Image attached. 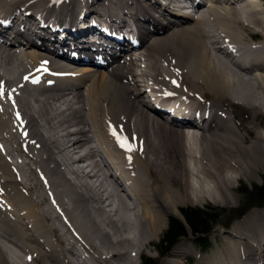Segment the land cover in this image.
<instances>
[{"label": "bare ground", "instance_id": "6f19581e", "mask_svg": "<svg viewBox=\"0 0 264 264\" xmlns=\"http://www.w3.org/2000/svg\"><path fill=\"white\" fill-rule=\"evenodd\" d=\"M261 3L0 0V264H139L180 206L233 205L264 168ZM241 218L195 264H264V210Z\"/></svg>", "mask_w": 264, "mask_h": 264}, {"label": "rangeland", "instance_id": "374dc122", "mask_svg": "<svg viewBox=\"0 0 264 264\" xmlns=\"http://www.w3.org/2000/svg\"><path fill=\"white\" fill-rule=\"evenodd\" d=\"M251 1L253 2L254 0H251ZM261 7L264 8V1L263 0H262V3H261ZM186 9H189V8H186ZM250 30H252L254 33H257V32H255V30L253 28L252 29L250 28ZM247 32L251 33L249 30ZM258 37L260 38L261 36L258 34ZM140 62L142 64H144L146 62V60L143 57L141 58L140 55H138V56H136V63H140ZM140 68L141 67H139V69ZM139 72L140 71L138 70V73ZM205 93H207V92H205ZM145 95H147V93H145L144 96ZM224 106L227 109H231L232 110L231 112H233V117L237 118L238 116H241V117H243L244 120L247 119V117H248L247 110H242V109H245V108H243V107H234V105H233V107H231L228 102L224 103V104L222 103L221 107H224ZM240 123H241V121L239 122V125H240ZM254 126H255L254 130H259V131L262 130V131H264V114H261V115L259 114L258 116H256V118L254 119ZM135 138L136 137L134 136V139ZM197 142L198 141L195 140V143H197ZM15 145H16V143H15ZM15 145L12 144V147L14 148ZM113 148H116V147L113 146ZM50 168H52V167H50ZM38 171H40V168L37 165L36 169H35V172H34V175H32L34 180L36 179V182H38L37 177H36V176H38ZM105 185H106V187H108V189L110 188L109 184H106V182H105ZM207 185H209V184H207ZM263 185H264V168H262L260 170L259 174L254 175L252 177V180H250L249 182L245 181L244 179H238L237 181H235L234 185L232 186L233 188H232V194H231L232 196H235V198H236V202L233 205L215 204L212 201H210V202L202 204V205H191V204L187 205L186 204V205H183V206L179 207L178 211L181 208H184V207H187V206L198 207V208H200L202 210L210 212V214L215 217L216 220L212 224L210 232L207 235L205 234L203 236V238H204L203 241H204L205 245L203 244L200 247L196 246L194 244V242L192 240V237H191V234L189 232L188 236L185 237L184 239H182L178 243V245H176V247H174L169 253H167L166 255L160 256L158 253H156L154 245H156V243L158 242V240L162 236L163 232L166 230V228H167V220H168L167 219L165 221L164 228L161 230V232H159L158 236L156 237V239H154L153 243L149 244L144 249V251L141 253V255H138L136 257V255L135 256L133 255L134 254V252H133L131 257L133 258V260L135 262L137 261L139 264H142L141 257H143V256L154 258V259L158 260L157 264H162L163 260H164V258L166 256H167L166 258H169V257H172L171 255L178 254V251L181 250L180 247H179L180 243H182L183 241H184V243L187 246V248H185L183 250H187V251H189V253L187 254V253H184L182 251V253L184 254L182 256H186L187 255V257H189V258H191L193 260H196L192 264L197 263V261H199L202 258H206L209 254H211L212 256H218V254L224 248H226L224 241L226 239L229 240L228 236L224 237L222 235V234H224V230H227L230 227H232L233 225H236V223H238L242 219L241 218L242 216L244 217L245 215H247L251 211L264 210V198L261 199L260 195H259L260 192L256 191L257 189H259ZM38 192H39V195H42V194H40L39 187H38ZM114 200H115V198H114ZM116 201H117V199H116ZM99 202L102 203V208H104V210H105V206L104 205L106 204L107 200H103V198H102L101 201H99ZM99 202H98V204L101 205V203H99ZM117 203H118V201H117ZM258 206H261V207L259 208ZM139 207H138V209H136V212H137V210H139V212H137V213L139 215H142V213H143V212H141L142 209H140ZM176 207L178 208V205ZM125 214H127V212ZM170 216H174V217H177V218H180L181 220H183L182 219V215L180 213H177V214L172 213V214H170L168 216V218ZM146 224H149V223L146 222ZM56 234H57V230H55V229L50 232L52 243L58 244L57 243L58 242L57 241L58 240V234L57 235ZM130 251H131V248L128 249V253H130ZM180 253H181V251H180ZM127 256H129V255H127ZM129 258H130V256H129Z\"/></svg>", "mask_w": 264, "mask_h": 264}, {"label": "trees", "instance_id": "16d2710c", "mask_svg": "<svg viewBox=\"0 0 264 264\" xmlns=\"http://www.w3.org/2000/svg\"><path fill=\"white\" fill-rule=\"evenodd\" d=\"M256 191L260 192V198L263 199L264 185ZM179 211L183 220L170 216L167 228L157 242L156 251L161 254L169 253L180 240L188 236L189 232L197 245H205L203 236L210 232L216 220L210 212L198 207L187 206ZM143 262L144 264H156L153 258L147 256H144Z\"/></svg>", "mask_w": 264, "mask_h": 264}, {"label": "snow or ice", "instance_id": "6c2138e0", "mask_svg": "<svg viewBox=\"0 0 264 264\" xmlns=\"http://www.w3.org/2000/svg\"><path fill=\"white\" fill-rule=\"evenodd\" d=\"M25 79H27V77H25ZM113 134L115 135V133H113ZM117 140H118V142L120 143V146H121L122 148H125V149L128 150V151H131V150L133 149V145L129 144V143L127 142V139H126V138H120V137H117ZM129 159H130V157H129Z\"/></svg>", "mask_w": 264, "mask_h": 264}]
</instances>
